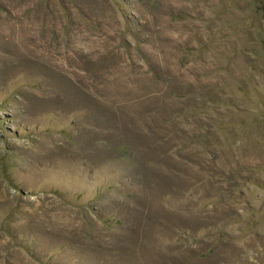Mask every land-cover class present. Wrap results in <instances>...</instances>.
Wrapping results in <instances>:
<instances>
[{"label":"rangeland","instance_id":"374dc122","mask_svg":"<svg viewBox=\"0 0 264 264\" xmlns=\"http://www.w3.org/2000/svg\"><path fill=\"white\" fill-rule=\"evenodd\" d=\"M0 264H264V0H0Z\"/></svg>","mask_w":264,"mask_h":264}]
</instances>
